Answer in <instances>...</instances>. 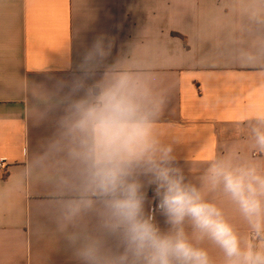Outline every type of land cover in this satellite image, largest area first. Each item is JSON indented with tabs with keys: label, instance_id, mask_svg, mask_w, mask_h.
Returning <instances> with one entry per match:
<instances>
[{
	"label": "crops",
	"instance_id": "1",
	"mask_svg": "<svg viewBox=\"0 0 264 264\" xmlns=\"http://www.w3.org/2000/svg\"><path fill=\"white\" fill-rule=\"evenodd\" d=\"M101 36L111 48L87 84L119 73L141 80L156 101V135L188 182L200 185L214 154L264 161L244 123L264 111V0H0V159L9 163L0 173V264H84L81 240L70 237L98 234L94 213L64 221L73 168L51 143ZM207 197L247 233L225 197Z\"/></svg>",
	"mask_w": 264,
	"mask_h": 264
},
{
	"label": "clouds",
	"instance_id": "2",
	"mask_svg": "<svg viewBox=\"0 0 264 264\" xmlns=\"http://www.w3.org/2000/svg\"><path fill=\"white\" fill-rule=\"evenodd\" d=\"M110 48L101 36L85 52L51 143L73 168L74 197L64 202V221L90 212L98 218V234L70 237L81 240L84 264H214L205 245L220 251L223 264H264V161L235 151L214 154L200 185L188 182L173 147L156 135V101L141 80L119 73L87 84ZM244 123L252 148L264 154V111ZM208 192L235 207L246 234Z\"/></svg>",
	"mask_w": 264,
	"mask_h": 264
},
{
	"label": "built area",
	"instance_id": "3",
	"mask_svg": "<svg viewBox=\"0 0 264 264\" xmlns=\"http://www.w3.org/2000/svg\"><path fill=\"white\" fill-rule=\"evenodd\" d=\"M8 166H9V163L5 159H0V173H6ZM150 195L152 198V192L150 193ZM154 206H155V202L153 201L149 209L151 210L152 208H154Z\"/></svg>",
	"mask_w": 264,
	"mask_h": 264
}]
</instances>
